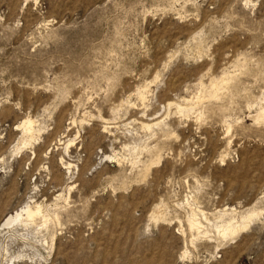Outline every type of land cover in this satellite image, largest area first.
<instances>
[{
	"label": "rangeland",
	"instance_id": "374dc122",
	"mask_svg": "<svg viewBox=\"0 0 264 264\" xmlns=\"http://www.w3.org/2000/svg\"><path fill=\"white\" fill-rule=\"evenodd\" d=\"M263 109L264 0H0V264H264Z\"/></svg>",
	"mask_w": 264,
	"mask_h": 264
},
{
	"label": "bare ground",
	"instance_id": "6f19581e",
	"mask_svg": "<svg viewBox=\"0 0 264 264\" xmlns=\"http://www.w3.org/2000/svg\"><path fill=\"white\" fill-rule=\"evenodd\" d=\"M198 47V46H197ZM215 84V83H214ZM216 85V84H215ZM215 88V87H214ZM147 89V88H146ZM217 89V87H216ZM144 92H147V91H144ZM140 95V93H139ZM143 95V94H142ZM145 96V95H144ZM146 96H147V93H146ZM197 96V95H196ZM144 100V99H143ZM182 104V103H181ZM184 104V103H183ZM198 104V103H197ZM191 105V104H190ZM171 106V105H170ZM189 106V105H188ZM177 107V106H176ZM175 107V108H176ZM179 108V107H178ZM192 108V107H191ZM261 108V107H260ZM171 109V108H169ZM184 109V107H183ZM193 109V108H192ZM186 110V109H185ZM264 110V109H263ZM179 111L182 112L183 110L179 108ZM170 112V111H169ZM186 113V112H185ZM183 114V113H182ZM181 115V114H180ZM187 115V114H186ZM256 118H264V112H261L259 111V114H257ZM264 121V120H263ZM83 123V122H82ZM158 126L160 124L159 123H156ZM22 132H23V135L27 136V138L25 140H23V142L21 143V146L20 147H16V150H15V153L18 154L20 153L23 149L31 146L33 140H34V137H33V133L35 132L34 130V122L30 120H26L24 122H22L21 126H20ZM144 128V127H143ZM151 126H148L147 127V130L149 129V131H151ZM106 131V129H105ZM72 144H73V141L71 142V146H67V149H69L70 147H72ZM129 149V148H128ZM15 154V155H16ZM113 158V157H112ZM69 166V165H68ZM70 169V166L67 168V170ZM59 196L58 197H61L62 195L61 194H58ZM63 199V198H62ZM42 206V205H41ZM41 206H37L35 208H32L30 206H25V207H22L21 209L13 212L12 214H9L3 221V224H2V229H8L14 225H23V224H27L29 222H33L36 217H39V216H43V219L44 218H47L43 212V209L44 207H41ZM251 210V209H250ZM246 211L244 213V215H240L241 217L236 220L233 216L232 218H228L229 220L225 221L224 220V217L225 216H228V215H223V213L221 214V222L222 224L220 226H216V231H217V234L219 237H221V239H224V240H227V239H233L235 238L236 236H238L242 231L246 230L254 221H256L261 213L259 211H254V209L252 211ZM258 210V209H257ZM161 211V210H160ZM226 211V210H225ZM221 212V211H220ZM160 213V212H159ZM162 214V213H161ZM164 215V214H163ZM192 216L189 217V220H188V225H189V229L191 232H197V235L198 236H201L203 235V237H209V232L206 230V228L202 225V223L198 220L197 218V215L194 213V214H191ZM205 217V216H204ZM236 217V216H235ZM206 218V217H205ZM226 218V217H225ZM237 218V217H236ZM42 219V220H43ZM48 219V218H47ZM162 219V218H161ZM160 219V220H161ZM159 221V220H158ZM49 222V221H47ZM45 223V222H44ZM54 223V222H53ZM159 223V222H158ZM46 224V223H45ZM44 224V225H45ZM212 224V223H211ZM217 225V224H216ZM47 226V225H45ZM215 226V225H214ZM196 236V235H195ZM53 239V238H52ZM202 239V238H201ZM193 242V241H192ZM53 243V241H52ZM195 243V242H194ZM192 244V243H191ZM52 247V246H51ZM218 249V248H216Z\"/></svg>",
	"mask_w": 264,
	"mask_h": 264
}]
</instances>
